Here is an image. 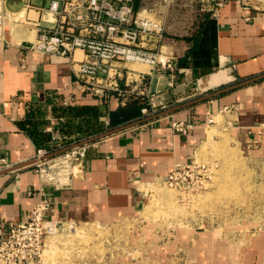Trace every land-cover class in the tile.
Returning a JSON list of instances; mask_svg holds the SVG:
<instances>
[{
  "label": "crops",
  "instance_id": "1",
  "mask_svg": "<svg viewBox=\"0 0 264 264\" xmlns=\"http://www.w3.org/2000/svg\"><path fill=\"white\" fill-rule=\"evenodd\" d=\"M29 3L48 6L47 0L6 1L10 17L6 41L0 42V242L7 238L10 224L25 221L39 202V178L27 167L37 149L60 151L94 143L71 188L48 189L46 216L99 227L137 218L143 192L197 158L209 139L208 114L222 115L244 158L264 160V0H226L204 14L201 29L196 25L188 35L190 41L175 43L169 38L162 52L172 59L174 72L122 64L124 72H135L129 86L121 81L123 90L143 91L150 108L141 120L114 129L111 114L125 106L120 99L87 92L69 58L28 49L37 37L39 20V14L27 8ZM142 3L136 2L139 12ZM75 56L82 58L83 53ZM174 122H188L195 129L184 136L173 131ZM196 239V250L213 244L207 232ZM220 240L214 242L217 251L240 263L236 256L244 252ZM246 247L249 255L256 245ZM156 248L161 249L159 244Z\"/></svg>",
  "mask_w": 264,
  "mask_h": 264
},
{
  "label": "rangeland",
  "instance_id": "2",
  "mask_svg": "<svg viewBox=\"0 0 264 264\" xmlns=\"http://www.w3.org/2000/svg\"><path fill=\"white\" fill-rule=\"evenodd\" d=\"M142 1V16L160 24L167 44L189 38L204 14L225 0ZM221 116L212 115L217 119L208 125L197 164L148 187L137 218L107 227L79 224L51 238L41 264H264V160L241 155ZM203 232L213 244L196 250ZM222 238L244 252L236 256L240 263L217 251L215 239ZM248 243L256 251L246 255Z\"/></svg>",
  "mask_w": 264,
  "mask_h": 264
},
{
  "label": "built area",
  "instance_id": "3",
  "mask_svg": "<svg viewBox=\"0 0 264 264\" xmlns=\"http://www.w3.org/2000/svg\"><path fill=\"white\" fill-rule=\"evenodd\" d=\"M6 1L0 0V42L6 41L9 16ZM225 1L217 3L215 9L222 7ZM47 2V7L27 4L28 9L39 14L37 37L28 49L42 55L69 58L75 78L85 85L90 94L96 97L113 94L123 105L132 95L143 96V91L131 93L123 90L121 81L124 79L126 86H129L135 72H124L122 64L142 63L150 65L153 72L159 69L174 72L172 59L160 55L163 54L165 41L162 27L141 15L136 8L137 0ZM148 44L151 46L148 47ZM77 51L83 53L82 58H76ZM147 112L148 108L142 110L143 114ZM211 116L208 114V125ZM172 128L184 136L195 129L188 122H174ZM257 134L261 136L262 130ZM259 138L254 145L258 146ZM93 144H75L64 152L37 149L27 167L33 169L39 178V202L25 221L10 224L7 238L0 242V264H41L51 238L75 232L78 223L53 220L46 216L50 206L48 189L71 188L83 170ZM1 163L5 164L4 160ZM196 164L193 160L190 164L178 166L165 179L173 180L177 173L191 170Z\"/></svg>",
  "mask_w": 264,
  "mask_h": 264
},
{
  "label": "trees",
  "instance_id": "4",
  "mask_svg": "<svg viewBox=\"0 0 264 264\" xmlns=\"http://www.w3.org/2000/svg\"><path fill=\"white\" fill-rule=\"evenodd\" d=\"M136 8L138 9L137 4ZM201 25L199 30L201 29ZM183 40L190 41L191 39L185 38ZM144 108H150L147 98L144 96L132 95L125 106H121L111 114V127L114 129L141 120L144 118L142 113Z\"/></svg>",
  "mask_w": 264,
  "mask_h": 264
},
{
  "label": "water",
  "instance_id": "5",
  "mask_svg": "<svg viewBox=\"0 0 264 264\" xmlns=\"http://www.w3.org/2000/svg\"><path fill=\"white\" fill-rule=\"evenodd\" d=\"M157 80H158L157 78L154 79L153 92H155V88H156V85H157ZM249 82H252V80H250V81H246V82H243V83L238 84V85H235V86H230V87H228V88H225V89H223V90L217 91V92H215V93H213V94H210V95H206V96H204V97L198 99L196 102H201V101L207 100V99H209V98H213V97L219 96V95H221V94H223V93L229 92V91H231V90H233V89H236V88H238V87H240V86L247 85ZM189 105H190V104H189ZM126 128H128V127H126ZM126 128H125V129H126ZM87 143H89V142H87ZM83 144H85V143H83ZM79 145H81V144H79ZM70 148H71V147L66 148V149H64V150H62V151H60V152H64V151H66V150H68V149H70Z\"/></svg>",
  "mask_w": 264,
  "mask_h": 264
},
{
  "label": "bare ground",
  "instance_id": "6",
  "mask_svg": "<svg viewBox=\"0 0 264 264\" xmlns=\"http://www.w3.org/2000/svg\"><path fill=\"white\" fill-rule=\"evenodd\" d=\"M145 11V10H144ZM19 13V12H18ZM15 15V14H14ZM20 16H23L24 14H23V12L22 13H20L19 14ZM19 16V17H20ZM10 17V16H9ZM23 18V17H22ZM30 33V32H29ZM31 34V33H30ZM33 35V34H32ZM32 39H33V37H32ZM18 40V39H17ZM215 129V128H214ZM210 131H211V129H210ZM212 132H213V130H212ZM211 133V132H210ZM214 134V133H213ZM210 135V137L212 138V136H211V134H209ZM199 150V149H198ZM204 151H206L207 152V150L205 149ZM199 152V151H198ZM200 153H202L203 154V151H201ZM201 154V155H202ZM230 154V153H229ZM201 155H199L200 157H201ZM219 155V154H218ZM232 155V154H231ZM198 157V156H197ZM231 159V158H230ZM154 184V183H153ZM156 188V187H155ZM46 250H48V248L46 249ZM46 253V252H45ZM45 255V254H44ZM43 258H44V256H43Z\"/></svg>",
  "mask_w": 264,
  "mask_h": 264
}]
</instances>
